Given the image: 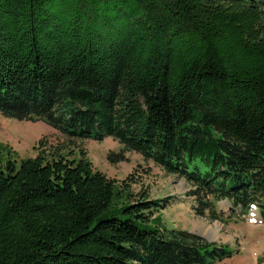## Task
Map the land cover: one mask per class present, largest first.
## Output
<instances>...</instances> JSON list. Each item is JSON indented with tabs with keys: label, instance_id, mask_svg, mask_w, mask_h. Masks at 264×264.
Listing matches in <instances>:
<instances>
[{
	"label": "trees",
	"instance_id": "16d2710c",
	"mask_svg": "<svg viewBox=\"0 0 264 264\" xmlns=\"http://www.w3.org/2000/svg\"><path fill=\"white\" fill-rule=\"evenodd\" d=\"M0 115L79 150L0 163V264L229 258L151 227L174 196L135 199L81 146L112 138L123 149L111 162L134 152L182 179L196 216L219 220L227 200L264 222V0H0Z\"/></svg>",
	"mask_w": 264,
	"mask_h": 264
},
{
	"label": "rangeland",
	"instance_id": "374dc122",
	"mask_svg": "<svg viewBox=\"0 0 264 264\" xmlns=\"http://www.w3.org/2000/svg\"><path fill=\"white\" fill-rule=\"evenodd\" d=\"M62 135L45 123L18 121L0 115V163L5 164L8 159L17 165L23 159L34 158L38 152L44 151L47 158L62 149ZM47 143L41 149L39 142ZM59 142V143H57ZM62 146V147H61ZM81 148L86 151L87 159L94 169L102 172L109 179L119 183L127 180L130 192L137 199L146 195L149 200H159L170 194L175 201L165 209H158L154 216L159 220L150 221V226L159 224L166 229H181L201 236L208 242L226 245L231 256L214 264H264V224L259 220L251 224L241 212L231 210L227 204H215L219 220H208L196 216L192 210L193 198L183 199L188 188L182 179L167 177L166 174L153 165L151 161L143 160L139 154L124 152L125 160L119 163L111 162L109 157H119L123 146L112 138H105L100 142L87 140ZM69 149L60 152L68 157ZM77 159L79 150H73ZM54 157H57L55 155ZM150 175H145L142 171ZM138 171V173H136ZM185 194V195H184ZM177 196V199L175 198ZM133 197V198H134ZM125 198V195L122 197ZM183 199L184 201H181ZM121 201V200H120ZM246 215V214H245Z\"/></svg>",
	"mask_w": 264,
	"mask_h": 264
},
{
	"label": "crops",
	"instance_id": "0c3cea01",
	"mask_svg": "<svg viewBox=\"0 0 264 264\" xmlns=\"http://www.w3.org/2000/svg\"><path fill=\"white\" fill-rule=\"evenodd\" d=\"M61 151H62V152H65L66 150H61ZM61 151H60V152H61ZM60 152H59V154H61ZM157 168H159V167H157ZM159 169H160V168H159ZM160 170H161V169H160ZM166 176H167L168 178L170 177V176H168V175H166ZM182 183L185 184L184 182H182ZM169 195H170V194H169Z\"/></svg>",
	"mask_w": 264,
	"mask_h": 264
}]
</instances>
